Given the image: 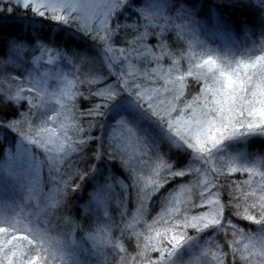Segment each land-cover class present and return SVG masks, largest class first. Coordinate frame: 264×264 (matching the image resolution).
<instances>
[{
	"label": "snow or ice",
	"instance_id": "obj_1",
	"mask_svg": "<svg viewBox=\"0 0 264 264\" xmlns=\"http://www.w3.org/2000/svg\"><path fill=\"white\" fill-rule=\"evenodd\" d=\"M233 33L259 43L234 50ZM194 48L198 71L165 88L166 101L155 85L178 56L195 61ZM38 67L58 70L59 107L48 73L28 71ZM184 88L199 96L178 108ZM253 138L264 139V0H0V180L18 189L0 204V264H97L79 258L77 237L99 264H264V155L238 147ZM177 178H199L192 207L206 210L166 199L147 223Z\"/></svg>",
	"mask_w": 264,
	"mask_h": 264
},
{
	"label": "trees",
	"instance_id": "obj_2",
	"mask_svg": "<svg viewBox=\"0 0 264 264\" xmlns=\"http://www.w3.org/2000/svg\"><path fill=\"white\" fill-rule=\"evenodd\" d=\"M247 37H249L250 39L247 40ZM243 38L245 39V42H242ZM232 39H234L235 43L232 45L234 49H240L243 50L244 48H251L253 46V41L255 40L256 43H259V38L258 37H251V36H245L242 34H238V33H233L232 34ZM206 45L210 46L212 44L216 45L218 43H216L214 40L212 39H206L205 40ZM243 43L246 45L243 47ZM221 44H218V46L220 47ZM224 45V44H222ZM187 51V49L185 50ZM188 56H183L180 57L178 56L177 59V64L175 66L171 67V74L173 75L174 71L176 68L181 67L185 64L186 62V58ZM164 71H169L170 65L169 63H165L164 64ZM46 68H29L28 71L30 72H34V75L36 74H40V72L42 70H45ZM27 74V73H26ZM180 75H185L182 74V72L179 73ZM170 77H172L170 75ZM186 80H190V78H188L186 75ZM66 122V121H65ZM241 150H243L244 152L247 153H252L255 155H264V139H260V138H253L247 145H240L238 146ZM5 166V163L3 160H0V168H3ZM47 176H48V170L45 167L44 169H42L41 171V180H47ZM247 174L244 173H230L229 174V179L231 181H236L237 183L243 180H247ZM26 180V178H24ZM153 179H155V177H153ZM199 178H192V179H188V178H177L175 181H172L170 184L166 185L164 189L161 190V192L153 199L152 201V208H151V212L149 214V216L147 217V223H151L152 222V218L153 217H157L158 214L162 213L163 208L167 207V204L165 203L166 199H175L179 201L178 207L180 208L181 212H199V211H204L205 209L203 208H193L192 204L199 203V195H200V187L197 185V180ZM223 180V178H221V181ZM163 182V181H161ZM180 185H184V188H181ZM18 194V189L12 185L9 184L5 181L0 180V200L2 199H11V203L13 202V200H16ZM40 207H43V204L41 203ZM128 210L130 213L134 212V206L132 204L128 205ZM24 211L27 212H33V211H38L37 209L34 208H25ZM129 219H131V216L128 217ZM117 221H119V217H116ZM233 222L234 223H238V226L242 229H244V231L246 233H251L253 235L256 234L257 230H258V226L255 224H252L250 221H237V218L235 216L232 217ZM52 229V235L54 238H60L63 239L64 237H57V233L59 231H61V229H57L55 227V221H53V224L50 226ZM101 227H103V225H101ZM228 236L227 239L228 241H231L233 239H238L239 237H233L231 235V229H226ZM118 235V233H117ZM154 235V233H153ZM216 242H219L221 244H224V238L223 236H218L216 237ZM77 245L79 246V249H84V255L79 256V258L81 260H88V261H97V264H99V261L102 259V257L99 256H95L92 254L91 249H92V242L91 241H86V240H82L79 237H77ZM215 250V249H213ZM129 251H131V249H129ZM155 255V253L153 254ZM185 259H188V257H185ZM109 260V264H112V258L111 255H109L108 257ZM209 260H211V257H209Z\"/></svg>",
	"mask_w": 264,
	"mask_h": 264
},
{
	"label": "rangeland",
	"instance_id": "obj_3",
	"mask_svg": "<svg viewBox=\"0 0 264 264\" xmlns=\"http://www.w3.org/2000/svg\"><path fill=\"white\" fill-rule=\"evenodd\" d=\"M199 38L202 41H205L207 38L208 39H212L216 43L221 44L220 47H223L222 44L225 43L224 41H221V40L215 38L212 35V32L210 30L209 31H205L204 29H201L200 30V34H199ZM245 39L246 38H243L242 42H245ZM249 39L250 38L247 37V40H249ZM218 44H216V45L212 44L210 46H208V45L207 46L208 47H211V48H217V47H219ZM244 46H246V45L243 43V47ZM199 52H200V49L199 48H194L193 51H192V53H191V55L196 56L197 59L195 61H190L189 58L187 57L185 64L183 66H181V67L176 68L175 71H174V73H173V75L171 74L172 77H170V76L168 77V82L167 83H165L164 80H160V82L155 85V87L159 88L161 90V92L164 93V97L163 98H165L166 101L167 100H171V96L168 93H166L164 90H165V88L171 89L174 86L173 85V81L176 80V78L179 76V73L180 72H182V74H185L186 75L187 72L190 69L193 71L194 74L198 71L197 69H195L194 63L195 62H199V60H198V54H199ZM64 71H65V73H67L68 70L65 69ZM45 73H48L47 77H45V86L47 87V89H48V91L50 93L51 92L57 93L56 96H53V97L50 98V103L52 105L56 106V107H59L57 105V103H56L57 102V99H59V95H58L59 94V90L61 88H64L65 87V84H64L62 78H58V76H57L58 70L55 69V68H51V67L46 68L45 70H42L40 72V74H36V75H34V72H32V75L34 77L40 78V77H43ZM68 78L71 79L70 76ZM188 78H190V77H188ZM176 86L178 87V85H176ZM201 87H203V85H201ZM193 96H199V89L198 88L195 91H190L188 88H184L183 89V95H182V101H177L176 102V106L178 108H184L186 103L192 101ZM211 99H212L211 95L210 94L207 95V101L209 103L211 102ZM204 103H205V98L201 97L199 99V101H198V104L200 106H202ZM197 110H199V108H197ZM186 112H187V115L185 116V118L187 119V118H189L191 116L192 113H191V110H186ZM50 126L55 127L57 129V131H59V123H57L56 125H50ZM25 178L27 179V177H25ZM146 179H148V178L146 177ZM246 179H248V176H247ZM255 179L258 180L259 177H256ZM5 202L11 204V199H8V200L7 199H2V200H0V204H3ZM167 207H171V205H168L167 204ZM16 211L19 212V209H16ZM181 213H185V212H181ZM189 234H193L194 235V233H191V232ZM239 239H240V237L237 240H239ZM243 242L244 243H247L248 241L247 240H244ZM256 243H257V245L259 244V238L258 237H257Z\"/></svg>",
	"mask_w": 264,
	"mask_h": 264
}]
</instances>
